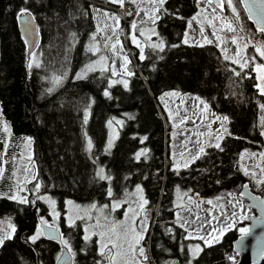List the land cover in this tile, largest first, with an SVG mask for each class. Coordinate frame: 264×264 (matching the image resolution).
Listing matches in <instances>:
<instances>
[{"label": "trees", "instance_id": "1", "mask_svg": "<svg viewBox=\"0 0 264 264\" xmlns=\"http://www.w3.org/2000/svg\"><path fill=\"white\" fill-rule=\"evenodd\" d=\"M235 1L245 25L255 32ZM110 5L116 4L108 0H28L27 4L23 0H0V164L4 165L0 193L9 194L12 188L14 158L26 138H31L32 160L37 166L36 178L25 191L30 203L0 198V216L13 218L16 228L13 239L0 247V264H56L65 247L61 240L43 235L35 244L28 241L39 226V215L49 217L40 196L55 197L60 205L66 198L82 204L109 202L108 182L95 178L100 164L113 177L114 196H123L135 183H143L149 201L150 225L145 243L150 263L188 264L190 243L202 241L186 238L188 230L180 227L175 216V189L191 188L207 196L243 185L247 179L238 169L241 153L249 144H264V109L260 107L264 101L254 87L252 67L237 76L235 72L239 71L224 59L216 45L183 43L188 21L198 11L197 0H165L156 20L158 37L142 42L145 59L139 58L140 48L131 46L129 69L134 75L128 78V88L122 84L109 86L114 77L110 67L75 79L88 59L85 49L96 29V8L112 9ZM22 7L30 8L40 27L39 68H27L29 54L18 27ZM71 32L76 33L75 39L70 37ZM161 40L163 51L151 47ZM54 75L62 76L61 83L52 82ZM105 90L109 97L104 96ZM171 90L207 98L214 112L229 116L231 133L222 140L223 151L210 148L207 155L178 173L164 168V162L172 165L168 156H163L164 129L170 124L159 97ZM129 111L139 115L138 129L127 119ZM143 115L147 118L144 127ZM110 120L126 123L124 128L116 124L120 136L109 152L106 142ZM5 124L8 132L4 131ZM144 134L151 148L137 161L135 153L144 145ZM89 139L91 151L87 149ZM37 183L39 192L34 188ZM245 223L227 231L220 243L210 248L202 242L204 250L191 264H235L229 257H236L233 242L238 227ZM61 232L71 248L73 263L95 264L96 244H86L80 222L74 226L63 224Z\"/></svg>", "mask_w": 264, "mask_h": 264}, {"label": "rangeland", "instance_id": "2", "mask_svg": "<svg viewBox=\"0 0 264 264\" xmlns=\"http://www.w3.org/2000/svg\"><path fill=\"white\" fill-rule=\"evenodd\" d=\"M126 3L130 4L132 6H135L137 4H142L143 7L139 11L135 12L134 15L128 16L127 19H125L123 17V15L119 11H117V8L120 7L119 5H115V6L110 5L109 7L112 9H106L103 7L99 8L101 10H106L110 14H114L119 18L120 24H119V28L117 29L116 36H112L111 30L108 27H106L108 25L112 26L113 28L116 27L115 21L110 19V18L104 17L102 12L98 13L96 11V13H95L96 29H97V27L103 29V31H101L97 35V42L100 46V52H98L96 54L89 52L88 48L90 46L91 41L88 42L86 45V49H85V52L88 56V59L83 64V66L78 70L77 73L81 72V70L85 67V65H88V64L93 63L95 61H98L101 56H105V57H107V60H105V62H104L105 67H110V69H111V67L113 66V62H114V67H115V69L119 75V76L115 75L114 77H116V78L113 77V79H110L109 85L111 84V81H113V80H116V81L127 80L128 85H129V79H128L129 76L124 74L122 71V64H123L122 58H123V56H127L130 62H131V60H133L132 53L130 55L129 50H131V46H136V45L132 42V40L130 38V25L132 22H135L137 24V29L134 31H135V35L137 36L138 41L140 42L141 47L143 46L142 42L144 40H146L144 38H149L151 35H153L152 29H155L156 34L154 36L158 37V28L156 26V23L153 24L150 21L149 16L153 15L152 10L156 7L159 8V5L158 4L153 5L151 2H149V0H136V2L134 4L131 2V0H126ZM233 3L236 5L237 11L240 14L239 20L235 19V17L231 13V10L227 7V4H226V7H227L226 11H219L213 4L208 5L207 3L204 2V0H201V2L199 3L201 7H198V11L196 12L195 16L197 15V13H201V10H203V9H206V11H203L202 14H200L197 17V20L191 23L190 28L187 26V29H186L185 35H184V40L185 39L188 40L187 44H190V45H197V44L206 45L207 44L204 42V38L200 34L201 26H203L204 36H207L209 39H211L213 41L212 44L216 45L221 51H222V48L227 49L226 53L224 51H222V52L224 55L226 54L230 58L229 59L230 62H231L232 58H236L235 53L237 51V45H234L231 43V40H230L231 36L226 37L224 35V32H227V30L217 32V35H219L220 37L223 38L224 42L221 44L212 35L214 29L211 26H209V24L205 20V17H208V19H212L215 15L218 14L221 17H223L224 20H232L234 26L237 28V32H249V33L253 34L254 33L253 30H251L248 26L245 25L246 24L245 19L243 18V15L240 11L238 4L236 3L235 0H233ZM213 9H215L216 11L213 12ZM136 13H138V14H136ZM201 22H202V24H201ZM214 23L216 24V28L219 29L222 27L223 22L221 20H215ZM241 27L243 28V31H240ZM96 29H95V31H96ZM125 30L127 31L128 43L124 42L123 37H122V33ZM140 31H143L145 33V35L141 36ZM107 36H112V40L108 41L109 44L114 42L116 37L118 36L119 40L121 41V43L123 45V49L121 50L119 45L117 46V49L115 52L111 51L110 49H105L103 47V45L105 43V37H107ZM259 41H264V39L260 38ZM243 43H244V41H240L241 45ZM36 50L34 51V53L36 54L39 63H41V53L38 52L39 49L37 50V52H36ZM244 51L245 50H243V49L241 50V57H240L241 60L244 59ZM246 52H247L248 56L257 55L255 53L254 49L251 48V46H249L246 49ZM29 60H30V57H29ZM29 60H28V62H29ZM257 62L264 63V61H261L258 56H257ZM232 64H233L234 68L239 72L246 71L250 67L253 68V65L250 64L248 68L241 70L238 67V65H236L234 63H232ZM129 66H130V63L128 64V70L130 71ZM33 67H35V66H33ZM95 71H101L99 65L96 66ZM95 71L88 72L86 77ZM117 84H122V83L111 84L110 87H113ZM171 91L177 92L178 95H176V96H165L163 94L162 96L159 97V99L162 102H164V104H165L163 114H164L167 122L170 124V128L164 129V136L166 135V139H165V149H164L163 156H164V158H165V156H168V158L170 159V161L172 163V165H167L164 162L165 170L166 169L167 170H173L175 173H177V171L174 170V165L177 161H179L181 164V168L179 169V171L184 168L183 167L184 159L181 158V156H180L181 152L184 153L185 158H189L190 155H193L196 153L197 149L200 146H204L205 151H207L210 148H215V147H210L209 143L210 142L215 143L214 137H215V135L219 134V133H217L216 130L220 127V123L219 122H213V121L215 120L216 116H223L225 114L214 112L212 110V108L210 107V104H209L207 98H205V97H203L197 93H182V92L177 91V90H171ZM171 91H168V92H171ZM197 96L204 99L209 105L208 111L204 112L203 114L200 113V109H202V107H203L202 105H200V108H196V105L198 102L195 100V97H197ZM194 110L196 112L195 115L193 114ZM169 113H171L172 118H170ZM127 117H128L127 119L129 121H131V123L133 122V124H134L133 126H135V129H138L140 127V117H139V115H137V113L129 111L127 113ZM183 117H190V119L186 123L180 124V120ZM141 120H142V122H141L142 126L143 127L146 126L147 118L143 115L141 117ZM116 121L117 120L113 121L111 128L108 127L109 131H108L107 142L109 139L113 140V146L110 150L107 148V142H106V150H108L109 152L115 147L116 141L118 140V138L120 136V131L118 128H116V124H117ZM192 121H195V123H193ZM125 123L126 122H122L121 124H117V125L124 128ZM228 123H229V121L226 124L227 128H228ZM176 124H180V126L174 127V125H176ZM209 124L211 125V127H208ZM203 127H206L208 129L205 130ZM194 133H204V135L197 137L196 135H193ZM209 133H212V135L209 136L208 135ZM145 137H146V134L142 135L141 140H143L144 145L138 151H140V150H147L148 151L149 148H151L150 142H147V139H144ZM197 138H199V140L201 141V144L195 143ZM26 141H27V138L24 140L21 150L16 154V157L14 158L13 167H12V169H13V172H12V188H11L8 195L15 193L17 191L18 187H23L24 191H21L20 195L26 196L25 191L27 190V184L31 183L36 178L37 166L32 160V145H31L32 143L29 145V144H27ZM185 141H188L186 146L184 143ZM221 146H222V141H221ZM188 150H191V152H189ZM245 150H248L249 152L256 153L257 158H251L250 159L248 157H245V159L241 160L240 163L238 164V169L240 172L243 173L242 166H246L250 169V171H255L257 173L256 177H252L251 175L245 176V177H246L247 181L250 182L252 189L255 192L262 194V191H264V185H260L256 181L258 179H264V175H262L260 173L259 168L255 167V164H260L261 167H264V161H261L260 159H258L259 153L264 152V144H256V145L255 144H249V145H247ZM29 156H31V161L28 160ZM25 167H27L29 169L28 172H25L23 170ZM100 167H103V165L100 164L98 166V170ZM3 170H4V165L0 164V178L2 177ZM26 179H27V182H26ZM112 181H113V177H112L111 182H108V186L112 187L113 193L115 194L116 190H115V187H114ZM137 184L141 185V187L144 189L143 183L137 182L133 185L132 188L126 190V192L124 193L123 196H114L113 195V197L110 199V201L105 202V203L92 202V203H95L97 205V208H95V209L89 207V205H91L92 203L82 204V203L76 202L70 198H66L64 200L63 205H60L59 200L57 198L52 197L48 194H43L40 197H43V198H41V200L47 206L49 217H47V216H42V217L45 220H47L49 225H51L54 228L60 229L63 224L69 226L68 217L70 215L73 216L74 224L72 226H74L75 224L80 222L82 224V228H83V238L86 235L91 237L89 240L84 239L86 244H88V245L92 244V243L96 244V252L98 254V257H97V260H95V264H96V261H98V260L102 261L103 264H107L106 261H103V258L100 257L99 252H98L100 237L98 235H93V233H98L101 230L100 228L94 227V225L96 224L97 217L102 216V214L98 211V209L104 204H110L113 200L120 202L123 205L122 208L116 209L115 211H110V209H104L103 214L109 215L110 220H117V221L124 220L126 209L129 206H131L133 208L136 207V203H135L136 196L132 195V193H134L135 186ZM241 187H242L241 185H238V186H235V187H232L229 189H224V190H222L219 193L214 194V195H207V196L199 195V197L197 199H199L201 201H205V202L201 203L199 208H195L194 213H189L187 211H183L182 209L176 207L178 209L179 213L181 214V216H183L185 220H188L190 222L195 221V222L190 223V225H185V228L189 229L191 231V234L193 237L205 235V233L208 231H211V228H213V227L220 228L222 224L230 222V220L228 218L231 217L233 211H236L239 215V206L234 209L232 207V204L230 203V201L238 200L239 203L244 206L245 214H247L250 217L252 210L246 205V202L244 201V199H242L239 195ZM189 189H191V188L177 187L175 189V198H174L175 206L177 205V203L181 202L180 197L183 196V193ZM195 193L196 192L192 190L188 194H189V196H193ZM229 193H231L232 195L229 196ZM144 196L146 198L145 189H144ZM218 197H220L221 199H217ZM49 199L55 201V212L59 213L58 217L53 215V207L48 203ZM209 199L213 200L215 207L210 206L206 203V201ZM69 200H71L73 202V205L78 206V208H74V207L70 206L67 203V201H69ZM125 200H127V203H124ZM183 202L185 204H187L188 197H183ZM210 212H211V215L209 214ZM77 213L80 217H84V218L83 219L77 218ZM144 214L145 213H141V216H143ZM146 214L148 216V214H149L148 209H147ZM195 214H198L201 217V219L195 220ZM212 215L216 216L217 220H212L211 219ZM88 216H90L91 219H88L87 218ZM39 218H41L40 215H39ZM248 220L237 219V225L240 223H243V222H248ZM9 222L12 225H14L13 218H11L10 216H8V215L7 216H0V236H3L5 234V232H7V231H11V229L8 227ZM180 222L182 223L183 221H180ZM101 223L103 224V223H105V221L103 219H101ZM147 224H148V228H149V225H150L149 218H148ZM202 225H204V228H203V230H200ZM237 225H236V227H237ZM39 227H41L40 224H39ZM214 235H215V233H214ZM146 238H147V235H146ZM146 238L144 241H142V244L145 245V252H146V255L148 256V261H144L143 264H151L150 263V255L148 253L146 243H145ZM201 243L202 242L190 243L188 250H189V257H190L189 259L191 260V263L194 261V259H192L191 249L193 247H195L196 245H200L202 247ZM82 261H84V260L82 259ZM73 264H76V261H74Z\"/></svg>", "mask_w": 264, "mask_h": 264}, {"label": "snow or ice", "instance_id": "3", "mask_svg": "<svg viewBox=\"0 0 264 264\" xmlns=\"http://www.w3.org/2000/svg\"><path fill=\"white\" fill-rule=\"evenodd\" d=\"M108 2L111 4L119 5L120 7H124L126 0H108ZM131 2L134 4L136 2V0H131ZM149 2H151L153 5L158 4V5L162 6L165 3V0H149ZM200 2H201V0H197L198 4ZM204 2L207 3L208 5L213 4V0H204ZM238 2L243 3L245 9L249 12V19H252L253 15H255L256 17H259L258 23L260 24V26L257 28V31L261 35H264V0H238ZM23 3L27 4L28 0H23ZM225 3L227 4V7L231 10V13L235 17V19L239 20L240 14L237 11L236 5L233 3V0H221V2L219 4V8L221 10H223ZM89 7L93 8L95 6L89 5ZM96 11L98 13L102 12L104 17L110 18V19L115 21L116 27L113 28L110 25H108L106 27H108L111 30L112 36H116L117 29L119 28V24H120L119 18L114 14H110L106 10H101L99 8H96ZM203 11H206V9L201 10V13H197L196 16H193L192 20L196 21L197 17L200 14H202ZM215 11L216 10L213 9V12H215ZM152 12H153V15H150L149 19L153 24H155L156 20L159 18L158 16L155 15V13L159 12V8L158 7L154 8L152 10ZM136 14H138V13H136ZM127 15L128 16L134 15V11L128 12ZM24 16L34 18L29 7H22L19 9L18 18L24 17ZM205 20L207 21L209 26H211L214 29L212 35L221 44L224 41H223L222 37L217 35V32L224 31V30H227L230 33H236L237 32V28L234 26L232 20H224V18L218 14L215 15L212 19H208V17H205ZM215 20H221L223 22L221 28H219V29L216 28V24L214 23ZM28 23L30 24L31 20H29ZM191 23H192V21L188 22L189 28L191 27ZM201 24H202V22H201ZM136 29H137V24L135 22H132L130 25V38H131L132 42L136 45V47L140 48L139 58L141 60H144L145 59L144 49L140 46V42L138 41L137 36L135 35L134 30H136ZM101 31H103V29L97 27L96 31L91 34V38H90L91 42H90V46L88 48V51L92 52L93 54L100 52V46L97 42V35ZM240 31H243L242 27H241ZM152 34L153 35L156 34L155 29H152ZM200 34L204 38L205 43H207V44L213 43V41L211 39H209L207 36H204L203 26H201ZM140 35L143 36V35H145V33L143 31H140ZM112 36L105 37V43H104L103 47L105 49H110L111 51L115 52L117 49V46L119 45L120 49L122 50L123 45H122L121 41L119 40L118 36L116 37L114 42H112L110 44L108 43V41L112 40ZM70 37L72 39H75L76 33L71 32ZM149 39H150V37H149ZM230 40H231L232 44L237 45V51L235 53L236 58H232L231 62L238 65V67L241 70L248 68L250 64L253 65L252 71H254L257 74L256 79L259 81V83L255 84L254 87H256L259 90L261 95H264V63L257 62V56L259 57V59L261 61H264V41L252 43V41L255 40L254 36L239 37L236 35L231 36ZM240 41H244V43L241 45ZM183 43L187 44L188 40L185 39L183 41ZM196 46H203V45L197 44ZM249 46H251L254 49V51L257 55H253V56L247 55L246 49ZM151 47L154 49H159L160 51H163L164 50V42L161 40V42L159 44L154 43L151 45ZM242 49L245 50L243 60L240 59ZM222 51H224L226 53L227 49L222 48ZM29 57H30V60L27 64V68L31 69L33 66L39 68L40 63L37 59L36 54L34 52L29 53ZM122 59H123V64H122L123 73L128 75V76L134 75L133 72L128 70V64L130 63L128 57L123 56ZM224 59L227 60L230 58L225 54ZM105 60H107V57L101 56L98 61H95L93 63L85 65V67L81 70V72L76 74L75 79H84L88 72H92V71L96 70L97 65L100 66L101 71H108L109 68L105 67V65H104ZM110 71H111V75H113V76L118 75V73L114 67V62H113V66L111 67ZM235 74L237 76H239L241 73L235 72ZM248 78H252V77L249 75ZM61 81H62V76L54 75L52 77V82L54 84H59V83H61ZM116 83H122L125 88H128V81L127 80H119V81L113 80V81H111V84H116ZM111 84L109 86H111ZM52 90L53 89H48L49 92H51ZM103 94L106 97L110 96V93L107 90H105ZM164 95L165 96H176V95H178V93L175 91H171V92L164 93ZM195 100L198 102L196 105V108H200V105L203 106L202 109H200L201 114L208 111L209 105L204 99L197 96V97H195ZM260 107H261V109H264V105H261ZM193 114L194 115L196 114L195 110H194ZM169 116H170V118H172L171 113H169ZM189 119H190V117L181 118L180 124L186 123ZM87 121H88V113L85 112L84 123L87 124ZM228 121H229V117L227 115L215 117V120L213 122H219L220 123V127L216 130L217 133H219V134L215 135V137H214L215 143H211V142L209 143L210 147H215L216 149H219L220 151L224 150L221 147V141L224 139L225 134L231 135L228 128L226 127V124ZM192 122L195 123V121H192ZM116 123L121 124L122 121L117 120ZM112 124H113V121H111V120L108 121V126L110 128L112 127ZM180 124H176V125H174V127H179ZM261 124L264 125V117L261 118ZM208 127H211V125L209 124ZM4 131L5 132L9 131L7 124L4 125ZM193 135L200 137V136H203L204 133H194ZM208 135L211 136L212 133H209ZM261 135H264V132H262ZM144 139H147V138L145 137ZM26 142H27V144L30 145L32 143L31 138H27ZM184 143L186 146L188 141H185ZM195 143L201 144V141L199 140V138H197ZM92 146H93L92 141H91V139H89L87 141L88 151H91ZM112 146H113V140L109 139L107 142V148L110 150L112 148ZM188 151L191 152V150H188ZM146 152H147V150H140V151L136 152L135 153V159L137 161H139L141 159V157L146 156ZM202 155H207L204 146H200L197 149L196 153L193 155H190L189 158H185L184 153L181 152L180 156H181V158L184 159L183 167L188 168L191 163H194L197 159H200V157ZM245 157H248L250 159L251 158H257V154L253 153V152H249L248 150H245L243 153H241L240 160H244ZM258 159H260L261 161H264V152L259 153ZM28 160L31 161V156L28 157ZM255 167L259 168L260 173L262 175H264V167H261L260 164H255ZM180 168H181V164L179 161H177L174 165V170L177 171V173H178ZM23 170L25 172L29 171V169L27 167H25ZM242 170H243V174L245 176H249V175H251L252 177L257 176V173L255 171H250V169L246 166H242ZM95 178H98L99 181H106V182H111V180H112V176L109 174H106L105 169L103 167H100L99 170L95 173ZM125 179H127V177ZM26 182H27V179H26ZM217 182L219 183V181H217ZM256 182L260 185H264V179H258ZM242 187L247 189L248 185L244 184V185H242ZM34 188H35L36 192H39V189H40L39 183L35 184ZM21 191H24L23 187H18L17 191L11 195H8L7 193H0V198L15 201L19 204L30 203V201L28 200V198L26 196L20 195ZM191 191L192 190L189 189L183 193V196L180 197L181 202L177 203L176 207L182 209L183 211H187L189 213H194V209L199 208L200 204L204 203L205 201H201V200L197 199L199 197V193H195L193 196H189L188 193ZM106 195L109 198L113 197L114 193H113V189L111 186L107 187ZM132 195L136 196V201H135L136 207L133 208V207L129 206L126 209L124 220H120V221L110 220L109 215L103 214L104 209H110V211H115L116 209L122 208L123 205L120 202L113 200L110 204H104L98 209V211L102 214V216L97 217L96 224L94 225V227L100 228L101 230L98 233H93V235H98L100 237L98 252H99L100 257H102L103 261H106L107 264H143L144 261H148V256L146 255V252H145V245L142 244V241L145 240L146 235L148 234L147 221H148L149 217L147 216L146 212H147V206L149 204V201H148V199L145 198L144 189L139 184H137L135 186V190H134V193H132ZM231 195L232 194L229 193V196H231ZM243 195H244V193L241 192L240 196H243ZM183 197H188L187 204H185L183 202ZM41 198H43V197H41ZM217 199H221V198L218 197ZM252 199L253 200H259L260 198L257 196H253ZM32 203H34V201H32ZM48 203L53 207V215L58 217L59 213L55 212V201L49 199ZM67 203L74 208H78V206L73 205V202L71 200L67 201ZM124 203H127V200H125ZM206 203L210 206L215 207L214 202L211 199L207 200ZM230 203L232 204V207L234 209L239 206V215L236 211H233L231 217L228 218L230 220V222L222 224L220 228L213 227V228H211V231H208L205 233V235L198 236V237H193L192 234L189 233V235L186 238L199 239L203 242L204 247L210 248L213 246V244L220 243L221 238L225 235V233L227 231H231L236 227L237 219H239V220L250 219V217L247 214H245L244 206L242 204H240L238 200L230 201ZM261 204H264V200L261 201ZM89 207L95 209V208H97V205L95 203H92L91 205H89ZM141 213H145V214L143 216H141ZM209 214L211 215V212ZM175 216H176L177 220L183 221L180 224L181 228H184L185 225H190V223L195 222V221L190 222L188 220H185L184 217L181 216V214L179 212L175 213ZM77 218L83 219L84 217H80L77 213ZM87 218L91 219L90 216H88ZM101 219H103L105 221V223L102 224ZM200 219H201V217L198 214H195V220H200ZM211 219L217 220V217L212 215ZM255 219H257V221L259 223H264V218H255ZM68 223H69V226H72L74 224L73 216L70 215L68 217ZM39 224L43 225V226H47L49 229L52 228V226L49 225L47 220H45L43 217L40 218ZM8 227L11 229V231H7V232H5V234L3 236H0V247L4 246L5 241L13 239V235L16 232L15 226L12 225L10 222H9ZM203 228H204V225H202L200 230H203ZM185 230L187 231V229H185ZM57 231H58V229H57ZM169 231H170V229H169ZM238 231L240 233L239 242H243L244 238L247 235H249L251 229L248 227H240L238 229ZM214 233H215V235H214ZM43 235H45L43 228L38 226L36 231L31 236L28 237V241L31 242L32 244H35ZM47 236L49 239H57L56 235L51 231H49L47 233ZM90 238L91 237L87 236V235L84 237L85 240H89ZM61 243H63L65 248H68L69 252H71V248H70L67 240H63L61 238ZM203 250H204V248L201 247L200 245H196L195 247H193L191 249L192 259H196L199 256V254L201 252H203ZM181 251H183V248L181 249ZM57 259L59 260L60 257H57ZM229 259L233 260V261L235 260V258L231 257V256L229 257ZM96 264H103V262L98 260V261H96ZM188 264H191V260H189Z\"/></svg>", "mask_w": 264, "mask_h": 264}, {"label": "water", "instance_id": "4", "mask_svg": "<svg viewBox=\"0 0 264 264\" xmlns=\"http://www.w3.org/2000/svg\"><path fill=\"white\" fill-rule=\"evenodd\" d=\"M220 2L221 0H213V5L219 11H225L226 3L224 4L223 10H221L219 8ZM240 5L246 14L247 20L252 24L254 30L257 31V28L260 26V24L258 23L259 17L253 15V18L249 19V12L245 9L243 3H240ZM29 20H31L30 24L28 23ZM18 27H19V32L26 43L28 54L34 52L39 47L41 41V33L38 22L35 20V18H30L28 16L19 17ZM254 76H255V84L259 83V81L256 79L257 74L255 72H254ZM257 93L260 97H262L264 101V95H261L258 89H257ZM244 184H247L248 188L245 189L241 187L239 195L241 192L244 193V195L240 197L244 199L246 205L252 210V213L250 215V219L248 220V222L240 225L238 229L240 227H248L251 229V231L249 235H247L244 238L243 242H239L240 233L238 231V236L233 242V250L238 257V260L235 262V264H263L264 223H259L255 218H264V204H261V201L264 200V194L255 192L252 189L250 182L246 181L244 182ZM253 196H257L260 199L253 200L252 199ZM41 228H43V231L45 232L44 235L45 238H48L47 233L51 231L57 237V239H53V240L56 241L61 240L62 232L60 229H58L57 231V228L52 227L51 229H49L47 226H43V225H41ZM59 257L60 259L56 260V264H73V256L71 252H69L68 248L64 247Z\"/></svg>", "mask_w": 264, "mask_h": 264}, {"label": "built area", "instance_id": "5", "mask_svg": "<svg viewBox=\"0 0 264 264\" xmlns=\"http://www.w3.org/2000/svg\"><path fill=\"white\" fill-rule=\"evenodd\" d=\"M142 7H143L142 4H137L135 6H132L130 4L125 3V6L117 8V11H119L123 15V17L125 19H127V17H128L127 13L128 12L134 11V13H135V12L139 11ZM191 21L194 22L192 19H191ZM224 35L226 37L233 36V35H236V36H239V37H251V36H254L255 40H253L252 43L259 42V39L262 37V35L260 33H258V32H254L253 34H251L249 32H236V33L225 32ZM122 37H123L124 42L128 43V36H127V31L126 30L122 33ZM129 53L131 55V50H129ZM232 257L235 258L234 261L237 260V257H235V256H232Z\"/></svg>", "mask_w": 264, "mask_h": 264}, {"label": "crops", "instance_id": "6", "mask_svg": "<svg viewBox=\"0 0 264 264\" xmlns=\"http://www.w3.org/2000/svg\"><path fill=\"white\" fill-rule=\"evenodd\" d=\"M197 4H198V3H197ZM160 7H161V6L159 5V8H160ZM198 7H201L200 4H198ZM155 15L158 16V12L155 13ZM150 38H156V37H155L154 35H151ZM177 212H179L178 209L176 210V213H177ZM187 230L189 231V233H191V231H190L189 229H187Z\"/></svg>", "mask_w": 264, "mask_h": 264}, {"label": "flooded vegetation", "instance_id": "7", "mask_svg": "<svg viewBox=\"0 0 264 264\" xmlns=\"http://www.w3.org/2000/svg\"><path fill=\"white\" fill-rule=\"evenodd\" d=\"M60 230H61V228H60ZM63 250V249H62ZM62 252V251H61Z\"/></svg>", "mask_w": 264, "mask_h": 264}]
</instances>
